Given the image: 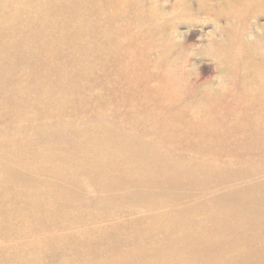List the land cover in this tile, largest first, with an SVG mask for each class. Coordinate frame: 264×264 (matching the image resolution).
Here are the masks:
<instances>
[{
  "label": "rangeland",
  "instance_id": "rangeland-1",
  "mask_svg": "<svg viewBox=\"0 0 264 264\" xmlns=\"http://www.w3.org/2000/svg\"><path fill=\"white\" fill-rule=\"evenodd\" d=\"M244 5L0 0V264H264Z\"/></svg>",
  "mask_w": 264,
  "mask_h": 264
},
{
  "label": "bare ground",
  "instance_id": "bare-ground-1",
  "mask_svg": "<svg viewBox=\"0 0 264 264\" xmlns=\"http://www.w3.org/2000/svg\"><path fill=\"white\" fill-rule=\"evenodd\" d=\"M240 1H241V5L245 4L243 12L241 14H243L246 10L252 8L255 5V3L258 5L259 8H261V9L263 8V10H264V0H240ZM241 9H242L241 7H238L236 9L232 10L231 13L233 14V16H235V15L238 16V14L240 13ZM240 31L241 30L238 29L237 36L240 33ZM239 35H241V34H239ZM240 46H236L234 44H231L229 46V48H227L226 50L231 55H238V56H241V57H246V53L243 52V50L247 52L249 50L251 51V49H248L247 46H245L243 44H241ZM256 48H257V50L261 51L262 54L264 55V47H261V46L257 45ZM250 59H251V57L248 58L249 62H246V64H245V61H244L243 65H242V68L245 70L244 73H248V72H253L254 73L255 79L258 82V88H252L249 85L251 80L246 79V77H245L243 81H244V84L246 86H245V89L243 90L242 93L243 94L244 93H248L247 95H250V96H252L251 93L257 94V95L261 94L262 96H264V60L261 63H258L256 65V63H253V64L250 63L252 61V59L251 60ZM250 64H252V65H250ZM244 76H246V75H244ZM245 79H246V82H245ZM161 93H163V92H161Z\"/></svg>",
  "mask_w": 264,
  "mask_h": 264
}]
</instances>
